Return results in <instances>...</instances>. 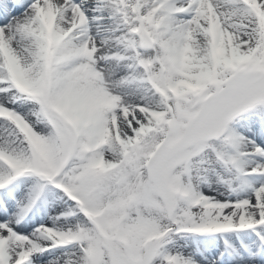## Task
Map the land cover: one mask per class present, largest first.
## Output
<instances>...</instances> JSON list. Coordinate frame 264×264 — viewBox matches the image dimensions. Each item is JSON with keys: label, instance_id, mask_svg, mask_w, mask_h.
Returning a JSON list of instances; mask_svg holds the SVG:
<instances>
[{"label": "snow or ice", "instance_id": "6c2138e0", "mask_svg": "<svg viewBox=\"0 0 264 264\" xmlns=\"http://www.w3.org/2000/svg\"><path fill=\"white\" fill-rule=\"evenodd\" d=\"M0 264H264V0H0Z\"/></svg>", "mask_w": 264, "mask_h": 264}]
</instances>
